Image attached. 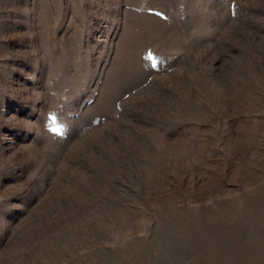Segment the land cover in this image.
Here are the masks:
<instances>
[{
  "label": "rangeland",
  "instance_id": "obj_1",
  "mask_svg": "<svg viewBox=\"0 0 264 264\" xmlns=\"http://www.w3.org/2000/svg\"><path fill=\"white\" fill-rule=\"evenodd\" d=\"M0 264H264V0H0Z\"/></svg>",
  "mask_w": 264,
  "mask_h": 264
},
{
  "label": "snow or ice",
  "instance_id": "obj_2",
  "mask_svg": "<svg viewBox=\"0 0 264 264\" xmlns=\"http://www.w3.org/2000/svg\"><path fill=\"white\" fill-rule=\"evenodd\" d=\"M148 55H149V58H152V59H154V57H152V54H151V53H149ZM53 119H55V117H54V116H53ZM53 131H56V129H53Z\"/></svg>",
  "mask_w": 264,
  "mask_h": 264
}]
</instances>
